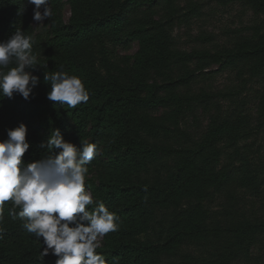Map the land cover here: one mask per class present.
Wrapping results in <instances>:
<instances>
[{
	"label": "trees",
	"instance_id": "obj_1",
	"mask_svg": "<svg viewBox=\"0 0 264 264\" xmlns=\"http://www.w3.org/2000/svg\"><path fill=\"white\" fill-rule=\"evenodd\" d=\"M156 1L68 0L69 25L53 26L52 43L65 50L54 71L81 78L89 101L71 109L49 101L41 88V97L33 93L29 100L18 94L11 99L0 94V140L7 138L8 129L24 123L30 144L24 161L49 154L40 147L44 141L31 120L33 104L49 114L55 109L62 136L68 120L75 124L73 135L81 136L87 124L91 125L88 134L94 143L102 142L110 159L107 183L93 194L106 206L120 197L126 199L125 208L115 212L118 231L104 236L105 249L98 252L108 264H151L152 260L162 264H235L238 260L239 264H264V164L259 160L258 165L253 153L240 143L258 130L259 135L264 133V94L259 93L256 125L247 121L248 113L234 108L236 103L227 111L211 106L215 104L211 93L207 97L190 95L195 101L208 100V121L198 138L185 141L180 128L188 118L183 109L187 99L176 88L187 77L173 79L180 67L171 61L175 57L163 30L167 23L152 20L148 28L140 29L142 35L131 33L140 42L135 73L139 78L141 72H152L150 82L127 75L117 53L134 7ZM247 1L259 2L264 8V0ZM28 11L27 0H0V41L17 29H28ZM261 28L258 24L230 49L215 53L195 50V57L210 59L221 70L235 56L236 62L249 57V83L258 81L264 71V62H257L264 43L254 42L259 40ZM236 92L227 94V100L240 98L241 92ZM124 129H130L132 136H123ZM159 156L166 159L165 164L159 163ZM12 207L8 202L0 222V264H55V256H41L42 241L9 215ZM152 232L153 239L146 241L145 236ZM255 247L259 253L254 252Z\"/></svg>",
	"mask_w": 264,
	"mask_h": 264
},
{
	"label": "rangeland",
	"instance_id": "obj_2",
	"mask_svg": "<svg viewBox=\"0 0 264 264\" xmlns=\"http://www.w3.org/2000/svg\"><path fill=\"white\" fill-rule=\"evenodd\" d=\"M50 3L54 15L49 21L45 20L42 23L33 20V9L35 6L28 4L29 26L27 30L23 31L25 35L33 37L32 54L37 57V61L42 66V68L38 66L33 71V74L40 78L38 86L34 89V93L39 98L41 97L38 92L40 88L45 90L46 94L50 90V85L45 83L43 79L44 73L53 72L56 67L55 62L65 52V50L54 46L52 43L54 38L53 26H68L71 15L68 0H50ZM134 9V14L127 19L129 23L124 28L123 41L117 47L120 63L122 67H125L126 72L129 73L127 75H130L133 80L138 81L140 78L145 82H150L152 79L150 77L153 75L152 72H141L139 78L135 73L134 57L140 49V42L139 38L133 36L131 33L135 32L142 35L140 29L148 28V23L152 20L160 21L162 25L167 23V26L163 27V30L168 34L167 38L171 44L170 52L175 57L171 61L180 67L179 69L175 68L173 79L178 80L181 76L187 77L184 85L176 88L187 99L183 105V109H186L188 118L182 124L183 128H180L185 133L183 138L185 141H192L193 138H198L208 121V112H206L208 100H192L190 97L192 94L207 97L208 93H211L213 94L212 99L215 101V104H211V106L218 105L221 109H227V111L233 108L231 103H236L234 108H241L243 112L245 111L249 114L247 121L250 125L257 124L259 93L261 95L264 94V71L258 81L254 80L249 83V74L246 72L247 66L250 65L249 57L239 59V62H236L235 56L227 60L224 64L227 63L226 65L228 66L221 70L219 64L211 62L210 59L196 58L195 56L198 54H196L195 50L215 53L221 52L225 48L230 49L237 42L245 39L247 34L252 33L258 24H261L262 28L259 33V40L254 43L255 45L264 43V8L259 2L253 3L247 0H159L154 3L145 2L137 4ZM256 9L257 12L255 11ZM147 33L149 32L143 31L144 35H147ZM243 49L247 48L244 47ZM259 61L260 63L264 62V52L259 56L257 62ZM200 66H203L204 70H199ZM190 74H192L191 77H189ZM245 80L248 81V84L244 86L243 82ZM235 89L237 92H241V97L237 99L233 96L232 101L227 100V94L233 92ZM222 98L224 100H221ZM241 99H244L243 106L240 105ZM31 110L32 123L42 136L44 143H46L50 133L58 129L57 119L54 116L55 109L49 114L48 112L41 111L37 107V104H33ZM210 112H214V108H211ZM67 125L68 127L65 126L63 132V137L66 141L72 142L77 146L83 141L94 143L92 137L88 134V130L91 128L90 124H87L81 136L73 135L75 124L71 120H68ZM59 131L61 132V130ZM122 131L124 132L123 136H132L133 134L130 129ZM240 143L244 145L243 147H246L245 149H249L250 153H253L255 162L258 165L259 160H262L264 164L263 132L259 135L258 130L255 135L247 137L245 141L241 140ZM249 143H252L251 147L245 146V144ZM95 144L98 148V155L87 165L88 174L85 185L86 190L91 191L92 194L93 191H97V188L102 183H107V174L110 173L108 152L102 148V142L97 144L96 141ZM259 145L262 147L260 152ZM158 158L160 164L166 163V159L163 157L159 156ZM231 182L234 184L233 181ZM93 198L97 201L94 194ZM125 201V198L120 197L107 207L110 211L117 212L125 208ZM255 202L259 203V200H255ZM94 205L89 207H94ZM257 208L259 207L257 206ZM148 223L149 225H153L152 222ZM153 237L152 232L148 237L145 236V239L151 242ZM104 241L105 237L100 238V247L97 248V252H102L105 249ZM257 247L254 249L255 253H259V249L256 252ZM183 250L185 251V248ZM238 261L235 264H239ZM246 263L252 264L254 261ZM151 264L162 263H155L152 260Z\"/></svg>",
	"mask_w": 264,
	"mask_h": 264
},
{
	"label": "clouds",
	"instance_id": "obj_3",
	"mask_svg": "<svg viewBox=\"0 0 264 264\" xmlns=\"http://www.w3.org/2000/svg\"><path fill=\"white\" fill-rule=\"evenodd\" d=\"M27 3L35 6L36 22L49 21L54 15L50 0H27ZM23 10L22 7L18 11ZM33 44V37L20 29L0 41L3 97L11 99L18 94L25 100L33 98L40 82L33 71L38 66L42 68L32 54ZM12 64L15 66L9 67ZM43 79L50 85L49 101L71 109L89 101V91L78 76L58 70L44 73ZM27 132V126L20 123L8 129L7 138L0 140V222L7 203L11 202L9 215L21 220L24 229L42 241V257L55 256V264H108L96 250L100 238L118 231L119 218L102 201H95L85 187L87 165L98 155L97 145L83 141L77 146L55 129L47 142L40 145L49 154L25 162L23 157L30 147Z\"/></svg>",
	"mask_w": 264,
	"mask_h": 264
}]
</instances>
